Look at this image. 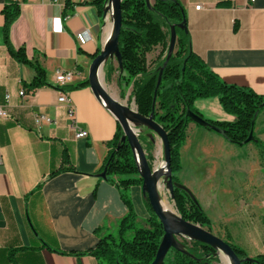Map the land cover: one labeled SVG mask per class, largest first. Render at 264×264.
I'll return each mask as SVG.
<instances>
[{"label": "crops", "instance_id": "1", "mask_svg": "<svg viewBox=\"0 0 264 264\" xmlns=\"http://www.w3.org/2000/svg\"><path fill=\"white\" fill-rule=\"evenodd\" d=\"M93 1L0 0V96H10L9 118L0 117V264H99L87 252L128 212L117 188L99 176L118 122L88 81L91 63L111 25ZM9 2L20 3V16L10 30L11 45L24 48L27 58L46 71V86L30 89L35 71L17 62L5 44L2 10ZM180 2L191 51L227 84L264 96V0ZM83 32L92 37L86 45L78 41ZM115 61H108L102 70L104 85L116 82L118 86ZM59 70L75 74L63 88L55 81ZM61 90L70 102H59ZM21 91L25 96L19 95ZM194 105L206 119L235 121L215 98ZM36 115L52 122L36 124ZM80 131L88 136L78 138ZM254 136L264 144V111L256 119ZM253 143L241 152L242 146L189 123L177 177L185 181L187 167L199 174L196 182L209 192L214 175L224 182L227 174L247 169L252 173L249 191L234 194L222 185L223 194L240 208L260 206L264 204V153ZM152 146V163L160 166L163 146L157 136ZM131 197L138 221L149 219L142 187H132ZM249 227H243V236L253 237L249 235L253 226Z\"/></svg>", "mask_w": 264, "mask_h": 264}, {"label": "trees", "instance_id": "2", "mask_svg": "<svg viewBox=\"0 0 264 264\" xmlns=\"http://www.w3.org/2000/svg\"><path fill=\"white\" fill-rule=\"evenodd\" d=\"M100 12L104 11L106 0H94ZM152 8L146 0H123L122 29L119 37V48L123 61V70L119 72L118 87L124 97L125 89L131 88L130 98L134 99L138 112L149 117L154 113V120L166 131L170 147L172 173L174 182H179L177 173L181 170L180 149L186 140V131L191 119L187 112L205 119L211 126L223 130L229 143L245 146L252 130L254 121L264 111V96L256 94L249 88L227 84L221 80L198 56L191 51V39L187 28L185 10L180 0H154ZM2 14L5 19L4 39L12 57L19 63L30 66L35 71V78L29 85L37 89L48 85L46 71L36 62H31L24 48L15 49L10 42L11 26L20 16V3H7ZM186 22V30L177 25ZM176 26V51L165 67L159 89L156 86L170 44V27ZM161 46L162 52L157 63L151 67L148 55ZM87 84V83H86ZM156 92V99L154 100ZM217 99L223 110L235 117L231 123L216 122L203 117L195 108L198 100ZM212 131L210 128H206ZM123 131L118 129L108 143L109 153L103 170H107V178L114 185L122 202L126 205L127 214L118 221L117 234L106 233L94 249L87 253L95 257L99 264H152L164 236L163 225L154 214L149 202L145 199L149 211V219L145 225L139 226L138 216L131 197V188L142 187L143 180L128 143L120 148ZM148 143L140 141L147 151L148 160L152 164V142L145 135ZM255 137V136H254ZM254 142L264 153V144L255 137ZM64 162L67 163L65 154ZM61 171L51 174L56 176ZM174 203L178 213L191 223L210 230L211 221L199 203L183 190H174ZM99 230H97L98 232ZM132 233L130 239L128 234ZM228 243L242 260V264H264V254L247 260V252L232 242ZM190 255L171 249L163 264H218L217 251L199 242L182 240Z\"/></svg>", "mask_w": 264, "mask_h": 264}, {"label": "water", "instance_id": "3", "mask_svg": "<svg viewBox=\"0 0 264 264\" xmlns=\"http://www.w3.org/2000/svg\"><path fill=\"white\" fill-rule=\"evenodd\" d=\"M122 2L123 0H106L103 12L106 16H109L111 20V33L106 39L99 54L94 57L91 63L88 81L96 98L113 114L122 128L123 136L118 148L124 143L129 144L134 159L136 160L140 177L143 180V197L148 200L154 214L163 225L164 236L156 254V258L152 264H163L171 249L190 255L185 249L182 240L208 245L217 251L219 257H226L230 261V264H242V260L236 255L229 243L212 234L209 230L202 228L200 225L186 221L180 214L164 209L160 191L161 187L169 192L173 202L174 190L176 188L186 192L194 202L198 203L195 196L187 187L179 182H174L173 180L171 147L167 133L163 127L154 120V113L149 117L141 115L138 112L134 99L131 104L120 102L109 93L101 81L102 70L108 61L116 60L121 72L123 70V61L119 48V37L122 29ZM146 2L147 6L152 8L150 0H146ZM177 27L186 30V22H182L177 25ZM176 44V26L172 25L170 27L169 49L166 60L160 68L156 92L160 87L163 71L175 52ZM156 92L154 100L156 99ZM187 117L200 127L210 128L213 132L220 135L224 133L223 130L211 126L205 119L191 111L187 112ZM143 134H145L153 143L155 142V136L161 140L163 146V167H157L154 164H150L148 155L140 141V136ZM254 140V130H252L245 144H249ZM99 176L106 179L107 170L105 169ZM250 259L251 258H248L247 260Z\"/></svg>", "mask_w": 264, "mask_h": 264}, {"label": "rangeland", "instance_id": "4", "mask_svg": "<svg viewBox=\"0 0 264 264\" xmlns=\"http://www.w3.org/2000/svg\"><path fill=\"white\" fill-rule=\"evenodd\" d=\"M150 2L152 1L150 0ZM161 52L162 47L159 46L155 48L151 54L148 55V61L151 67H154L155 63L158 62L156 60ZM115 64H117V62ZM105 87L107 88L109 93L120 102L127 104L133 103V99L130 98L131 88L125 89V96L122 97L121 91L116 82L112 86H108L105 84ZM141 140L142 142L148 143L145 134L141 135ZM253 142H250L249 144H254ZM247 146L248 144L240 147L241 152L246 151ZM161 162H163V158L161 159ZM154 165L157 166V164ZM246 170H241L238 173L234 172L227 174L226 176H224V182L221 179L222 176H218L217 178V175H214L211 179L212 185L209 189V192H207V188L205 187V185H201L196 182L195 178L198 179L199 174L190 171V169L188 170L187 167L185 179H191L194 180V182L192 181V183H188L185 182L186 180L184 181L183 179H179V177L178 180L181 184H183L191 191V193L197 199L198 203L201 205L203 211L210 219V230L208 228L206 229L227 243L229 241L228 237L230 236L232 242L244 248V250L248 254V257L253 258L260 253H264V204H261L260 206H251L250 204H246L241 206L240 208V206L232 204L234 202L232 200L230 201L229 198H226L224 196L223 193H226V190L222 187V185H225V187L228 186V189L234 194L249 191L250 186H248V183L250 181V178L252 177V173L246 172ZM160 191L162 201L164 203H167L174 212L178 213V210L175 206V203L172 201L169 192L163 187H161ZM251 207L252 210H254L253 207H255V216L252 213ZM239 213H241L242 215ZM138 224L139 226L145 225L143 221H138ZM251 225L253 226V232L249 235H252L253 237L243 236V227H247L248 230L250 229L249 226ZM109 233L116 235L117 228L114 227V229H111ZM128 237L131 239L133 237V234L129 233ZM218 264H226V260L219 257Z\"/></svg>", "mask_w": 264, "mask_h": 264}, {"label": "built area", "instance_id": "5", "mask_svg": "<svg viewBox=\"0 0 264 264\" xmlns=\"http://www.w3.org/2000/svg\"><path fill=\"white\" fill-rule=\"evenodd\" d=\"M51 1H57V0H51ZM249 2H254L255 0H248ZM201 6H197L196 10H200ZM92 40L91 34L89 32H83L78 35V41L81 45H86ZM74 72L72 71H57L55 74V81L56 84L60 87L63 88L66 84H68L74 77ZM20 96H25V92L21 91L19 93ZM10 96L5 95L4 97L0 96V117L3 119L9 118V114L6 110L7 105L9 103ZM59 102L62 104L68 103L69 97L68 94L64 91H60V96H59ZM42 122H52V119L44 116V115H36L35 116V123L40 124ZM88 136V133L86 131H80L77 134L78 138H85ZM3 164L2 158L0 157V165Z\"/></svg>", "mask_w": 264, "mask_h": 264}, {"label": "bare ground", "instance_id": "6", "mask_svg": "<svg viewBox=\"0 0 264 264\" xmlns=\"http://www.w3.org/2000/svg\"><path fill=\"white\" fill-rule=\"evenodd\" d=\"M111 28H112V24L110 25V28H109V32H108V36L110 35V33H111ZM107 36V37H108ZM101 81H102V83H103V79L101 78ZM164 166V163L163 162H161L160 163V166H157V167H163ZM163 204V207H164V209L165 210H168V211H170V212H174L172 209H171V207L167 204V203H162ZM174 213H176V212H174ZM225 259L226 260V264H230V261L226 258V257H222V259Z\"/></svg>", "mask_w": 264, "mask_h": 264}]
</instances>
